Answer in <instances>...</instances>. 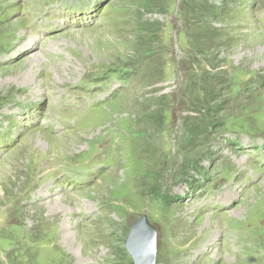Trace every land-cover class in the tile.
<instances>
[{"label":"rangeland","instance_id":"1","mask_svg":"<svg viewBox=\"0 0 264 264\" xmlns=\"http://www.w3.org/2000/svg\"><path fill=\"white\" fill-rule=\"evenodd\" d=\"M8 1L0 0V127L8 135L0 145L15 144L0 149V264H25L39 247L43 264H134L125 242L142 220L157 229L156 264H189L184 254L204 231L212 238L224 227L217 264H264V161L224 144L264 141V0H243L245 8L255 2L243 18L235 0H107L93 27L63 33L55 27L65 24L68 11L55 7L62 1ZM45 16L57 33L32 30ZM121 66L131 70L125 85L111 75L105 90L85 92L86 79L92 88L96 74ZM109 89L121 91L102 101ZM82 93L101 102L84 113L60 99ZM65 119L74 127L48 132ZM88 162L109 169L65 188L72 174L62 181L57 164ZM193 181L223 189L206 195ZM232 201L239 205L227 211L206 206ZM49 238L62 259L44 249Z\"/></svg>","mask_w":264,"mask_h":264},{"label":"water","instance_id":"2","mask_svg":"<svg viewBox=\"0 0 264 264\" xmlns=\"http://www.w3.org/2000/svg\"><path fill=\"white\" fill-rule=\"evenodd\" d=\"M154 246V231L145 220L133 226L125 242L134 264H154Z\"/></svg>","mask_w":264,"mask_h":264},{"label":"bare ground","instance_id":"3","mask_svg":"<svg viewBox=\"0 0 264 264\" xmlns=\"http://www.w3.org/2000/svg\"><path fill=\"white\" fill-rule=\"evenodd\" d=\"M34 60L37 62L38 61V59L37 58H34ZM33 69H34V67H33ZM33 71V70H32ZM36 71V70H35ZM33 73V72H32ZM31 75V74H30ZM26 77H27V75H25V76H22L21 78H18V79H22V78H25L26 79ZM36 89V88H35ZM37 90V89H36ZM37 93V92H36ZM60 202H61V200H59Z\"/></svg>","mask_w":264,"mask_h":264}]
</instances>
